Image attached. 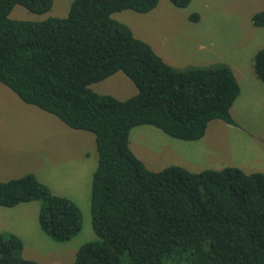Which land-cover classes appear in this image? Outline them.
Masks as SVG:
<instances>
[{
	"label": "trees",
	"instance_id": "1",
	"mask_svg": "<svg viewBox=\"0 0 264 264\" xmlns=\"http://www.w3.org/2000/svg\"><path fill=\"white\" fill-rule=\"evenodd\" d=\"M185 7L191 0H169ZM158 0H72L66 15L11 19L15 4L34 13L52 0H0V82L25 103L94 136L97 164L90 182L96 238L69 263L264 264V170L226 165L191 171L170 164L152 170L133 153L129 130L140 124L196 140L212 119L235 124L240 92L226 63L179 69L111 13L148 12ZM189 19L197 20L194 12ZM250 22L264 27V8ZM264 83V46L253 54ZM123 72L136 92L124 99L89 85ZM39 200L38 222L56 241L75 236L82 221L74 200L28 172L0 181V205ZM22 240L0 232V264H39L23 257Z\"/></svg>",
	"mask_w": 264,
	"mask_h": 264
},
{
	"label": "rangeland",
	"instance_id": "2",
	"mask_svg": "<svg viewBox=\"0 0 264 264\" xmlns=\"http://www.w3.org/2000/svg\"><path fill=\"white\" fill-rule=\"evenodd\" d=\"M71 1L52 0L50 9L43 13H34L20 4H15L8 16L11 19L24 20H42L48 16H64L68 12ZM263 2L264 0H191L187 6L180 8L174 6L169 0H158L154 10L141 13L131 9H122L111 13V18L128 25L135 36L148 42L157 54H166L169 62L179 69H184L194 65L209 66L221 63L218 60L211 61V58H215L213 52L215 54L220 52L224 58L229 60L250 58L253 50L264 45V35L261 39L256 40L243 31L242 23L247 21L249 15L262 8ZM194 12L198 15V19H189V15ZM209 48L214 51L208 52ZM89 87L96 92L107 93L118 99H124L136 92L133 82L121 71H116L102 80L93 82ZM238 104L233 107V109L235 108L233 114L239 122L241 121L242 125L247 126L242 131L233 126V128L224 127V130L228 133L229 141L236 145L235 154L237 158L241 159L240 162L247 168H256V166L264 164V161L255 155L257 149L264 148V144L251 134H253L252 129L256 131L254 128H258L259 134L264 135V95L254 97V99L246 97ZM27 107L30 108L20 107V127L28 129L29 136L36 140L34 161L29 162L28 166L36 169L39 174L41 173L43 180L49 184L47 185L50 186L52 192L72 196L71 199L81 210V228L75 236L66 241H56L50 238L42 232L38 225L40 201L33 200L14 206L11 210L13 217L12 215L9 217L10 223L0 226V230L13 228L23 234L21 253L25 258L35 260L39 264L69 263L73 260L76 249L83 242L96 238L90 223L91 177L87 176V168L94 169L97 164L94 136L91 132L83 130L89 136V140L85 137L87 141H85L84 150L88 155L85 160L88 162L84 164V169H78L74 164H71L76 160H72L73 157L70 154L66 165L65 163L61 165L56 155L47 149L49 146L44 140L46 136L50 138L53 135L47 134L49 128L42 118H46L45 115H52L43 112L35 105ZM240 107L243 108L241 114L239 113ZM8 108L9 111L4 104L0 103V121L3 117L10 116L11 108L9 106ZM31 109H35L36 113H42L33 120L34 130ZM24 112L29 115V119L24 118ZM214 120L216 118L208 122L207 129L210 134L211 125L209 126V123ZM63 125L62 131L67 127L70 144L74 139L71 133L78 129ZM57 131L59 130L57 129ZM206 133L205 130V134L196 140H183L171 137L155 126L140 124L129 130V143L133 153L149 169L158 170L170 164H179L191 171H199L211 166L214 168L211 165L212 162L206 160L203 154L205 147H211L214 150L217 148L214 141L206 136ZM254 140L256 141L254 142ZM71 148L72 145L68 146L69 153L70 151L75 152V149ZM57 162L61 166H58ZM49 164H53L52 169ZM235 165L240 166L239 164ZM24 205L29 206L25 207ZM24 209L28 210L27 216H25Z\"/></svg>",
	"mask_w": 264,
	"mask_h": 264
},
{
	"label": "crops",
	"instance_id": "3",
	"mask_svg": "<svg viewBox=\"0 0 264 264\" xmlns=\"http://www.w3.org/2000/svg\"><path fill=\"white\" fill-rule=\"evenodd\" d=\"M263 8H264V6L262 8H260L259 10H261ZM154 9H155V7L153 8V10ZM251 15L248 16L247 21H243V23H242L243 31L246 32L247 35H251L256 40L257 39L259 40V39H261L262 35H264V27H256V26L252 25L250 22ZM202 49H204V47H202ZM212 50H213L212 48L207 49L208 52H212ZM255 52H256V50L252 51L253 54ZM213 54H214L215 58H211L212 59L211 61H214V60L217 61L218 60V61L226 63L230 66V68L233 71V74H234V76H235V78L239 84L240 92H239V95L237 96V98L235 99L234 103L232 104V106L230 108V115L235 120L236 124H229V123H226L225 121H223L221 119L216 118V120L209 123V126L211 125V134L209 132V129H207V127H206V129H205L207 131L206 136L214 141V144L217 148L214 150L211 147H205L203 150L204 158L206 160H208L209 162H212L213 164L211 163V165H213L214 168H221V167L226 166V165L236 166L235 164H239L240 166H237V167H240L241 169H243L246 172L263 171L264 166H262V165H264V164L258 165V166H256V168H247L244 164H242L240 162L241 159L237 158L236 154H235V146L236 145H233L229 141V138H227L228 133L226 130H224V127H229V128L234 127V128L240 129L242 131L245 128V126H247V125H242L241 121L239 122L235 118L236 116L233 114V111L235 108L233 109V107L235 106V104H238L242 99H244L246 97H251L252 99H254V97H261L264 95V83L261 82L255 76L253 68H252L251 57L253 54L251 55L250 58L248 57V59L234 58L231 60L224 58V56H222V53H220V52L219 53L216 52V54L213 52ZM160 56L163 57L167 62H169L166 54H161ZM169 63L171 65H173V63H171V62H169ZM175 67H177V66H175ZM129 89H130V87H129ZM129 96L130 95L126 96L125 98H127ZM20 102H23V101L17 96V94L13 90H11L8 86H6L2 82H0V103L4 104V106L6 107V109L8 111H9L8 106L11 108V113L9 112L10 116L9 117L5 116L2 118V121H0V181H5V180H8L10 178H15V177L21 176L25 173L31 172V173L35 174V176L39 180L48 184L45 180H43V178H42L43 176H41V173L39 174L36 171V169L30 168L28 166L29 162L34 161V152H35V148H36V140H34V137L31 138L29 136L30 131L28 129L20 127L19 115H20V107L21 106H24V108L27 109V108H30L27 106L33 105V104H28L25 102L20 103ZM242 110H243V108L240 107L239 108L240 114L242 113ZM31 112L33 115V118L31 119V121L33 122V130H34L35 125H34L33 120L36 117H38L39 115H41L42 113H36L35 109H31ZM43 112H46V111L43 110ZM24 113L26 114V115L24 114V118L29 119V115L26 112H24ZM48 114H50L52 116L45 115L46 118H42L43 121L46 122L47 127L49 128V130L47 131V134L53 135V137H50V138H47V136H46V139H44L46 141L47 145L49 146L47 149L51 153L53 152L56 155L58 162L61 165H63L64 163L66 165V163L68 161L69 154H70L71 157H73L72 160H76V162L71 163V164H74L78 169H84V164L88 162L87 160H85L88 158V155L86 154V151L84 150L85 149V141L89 140V136L83 130H79V129L75 130V132L71 133V136H73L74 139H73L72 143L69 144V142H68V131L66 129L67 127H65L64 131H62V125L63 124L66 125V124L63 121H61L58 117H56L55 115H53L51 113H48ZM53 116H55V117H53ZM26 125L30 126L31 124H26ZM207 126H208V124H207ZM252 128H254V127H252ZM57 129L59 131H57ZM254 129H256V131L252 129L253 134H251V135L253 137L257 138L256 140L262 141V143L264 144V135L259 134L258 128H254ZM58 134H60V136H58ZM204 134H205V132H204ZM62 135H64V136H62ZM85 137L87 138V140H85ZM256 140H254V142ZM71 145H72V148L75 149V152L70 151V153H69L68 146H71ZM129 145H130V143H129ZM90 147H91V149H93L92 146H90ZM130 148L132 150L131 146H130ZM262 148L257 149L255 152V155H257L258 157L261 158L262 161H264V150H263L264 148L263 149ZM237 155H243V154H237ZM41 156H42V151H41ZM30 159H31V161H30ZM58 162H57V165L61 166ZM49 165L51 166V169H52L53 164H49ZM47 168L50 169V167H47ZM93 170H94L93 168H91V169L87 168V176L89 175L91 177ZM90 182H91V178H90ZM66 196L72 198V196L70 194H68ZM23 203H25V202H23ZM14 206H17V205H14ZM14 206L8 207V206H1L0 205V226L8 225L10 215H12V217H13V211H11V210ZM24 206L28 207L29 205H24ZM24 213H25V216H27L28 210H25ZM39 228L41 229L40 226H39ZM6 229L7 228H2L0 230V232H4ZM6 231L16 234L23 241V238H22L23 234L22 233L17 232L13 228H9V230H6ZM42 232H44V231L42 230ZM44 234H46V233L44 232ZM24 235H26V234H24Z\"/></svg>",
	"mask_w": 264,
	"mask_h": 264
}]
</instances>
